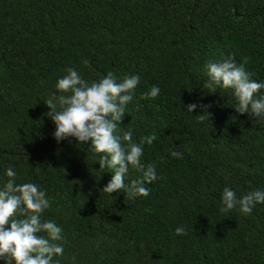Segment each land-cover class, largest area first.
<instances>
[{"label":"trees","instance_id":"obj_1","mask_svg":"<svg viewBox=\"0 0 264 264\" xmlns=\"http://www.w3.org/2000/svg\"><path fill=\"white\" fill-rule=\"evenodd\" d=\"M229 54L264 82V0H0V189L12 167L17 184L46 192L41 222L62 229L52 264H264V203L220 211L225 187L264 190V119L204 87L205 66ZM68 68L90 83L140 77L116 135L156 134L141 157L156 164L148 196L101 192L113 173L90 142L53 137L43 100Z\"/></svg>","mask_w":264,"mask_h":264},{"label":"clouds","instance_id":"obj_2","mask_svg":"<svg viewBox=\"0 0 264 264\" xmlns=\"http://www.w3.org/2000/svg\"><path fill=\"white\" fill-rule=\"evenodd\" d=\"M66 73L56 82L55 91L43 100L50 109L45 115L55 125L53 137L57 142L69 137L78 144L90 142L88 151L100 157V169H111L113 173L101 192L110 195L124 190L129 199L148 196L150 190L147 185L158 179L156 164L141 163V157L143 146L151 145L157 139L156 134L141 137L139 142L133 141L131 131L116 135L140 77L125 76L117 82L115 75L109 72L99 81L90 83L74 68L66 69ZM205 74L208 80L204 87L211 92L218 88L231 90L237 113L264 119V95L260 94L264 82L254 80L245 64L237 63L234 54H229L219 63H208ZM160 91L159 86L154 85L143 93L142 98H155ZM197 107L192 103L185 106V110L192 113ZM200 107L206 109L209 106ZM197 116L198 121L203 122L205 118L209 120L210 113L205 110ZM169 154L175 158L183 155L175 150ZM130 169L141 175L126 184L125 177ZM5 175L9 179L0 189V261L3 264H52L54 256L63 254V247L54 243L62 239V229L54 222H41L42 213L50 207L46 192L34 183L17 184L12 167L6 170ZM220 203L222 213L238 209L247 216L257 203H264V190L250 191L237 198L233 190L225 187ZM175 234L185 235L184 227H177Z\"/></svg>","mask_w":264,"mask_h":264}]
</instances>
